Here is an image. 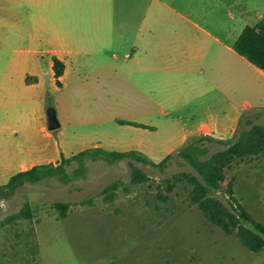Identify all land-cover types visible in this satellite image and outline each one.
Wrapping results in <instances>:
<instances>
[{
    "label": "rangeland",
    "instance_id": "obj_1",
    "mask_svg": "<svg viewBox=\"0 0 264 264\" xmlns=\"http://www.w3.org/2000/svg\"><path fill=\"white\" fill-rule=\"evenodd\" d=\"M12 1L0 0V17L11 14ZM243 4L264 17V0H243ZM230 13L234 14L231 7ZM4 26L9 35H0V123L13 132L7 139L0 134V153L8 162L2 183L26 165L29 148L36 150L37 159H45L34 165L60 162L61 155L56 160L55 154L43 153L51 144L43 131L49 132L47 110H54L70 139L123 117L115 113L106 93L93 92L91 79L72 85L65 81L57 90L48 58L19 52L11 24ZM207 145L211 152L225 148L221 143ZM133 164L148 176L147 182H130L126 160L111 163L86 157L81 170L77 161L64 166L67 181L53 176L25 182L0 199V264H264V251H249L205 221L197 207L189 205V188L184 184L169 194L168 201L157 198L158 193L166 194L165 179L194 173L185 162L173 156L161 169ZM229 180L235 199L264 224V156L237 162L226 172L221 189L212 193L224 204ZM115 181L120 185L114 199L104 200V188ZM59 202L69 205L63 219L54 209ZM25 203L31 218L10 219Z\"/></svg>",
    "mask_w": 264,
    "mask_h": 264
},
{
    "label": "crops",
    "instance_id": "obj_2",
    "mask_svg": "<svg viewBox=\"0 0 264 264\" xmlns=\"http://www.w3.org/2000/svg\"><path fill=\"white\" fill-rule=\"evenodd\" d=\"M9 6L0 35L8 36L4 24H11L19 52L48 58L53 84L52 60H59L57 90L65 81L91 79L93 92L106 93L123 116L72 139L60 125L57 135L43 130L51 139L46 156L100 148L135 151L157 163L192 136L231 138L242 115L264 126V72L233 50L242 29L264 18L243 0H13ZM12 132L0 123L1 139ZM36 153L27 150L20 171L45 160Z\"/></svg>",
    "mask_w": 264,
    "mask_h": 264
},
{
    "label": "trees",
    "instance_id": "obj_3",
    "mask_svg": "<svg viewBox=\"0 0 264 264\" xmlns=\"http://www.w3.org/2000/svg\"><path fill=\"white\" fill-rule=\"evenodd\" d=\"M233 50L245 58L252 65L264 72V18L254 26H246L233 43ZM64 65L57 59L52 60V72L56 86L62 76ZM120 125L138 126L135 123L119 121ZM221 143L225 148L211 152L207 144ZM173 156L178 157L192 168L194 173L181 172L164 180L166 194H157V198L166 202L169 194L180 184L188 187L187 198L191 206H196L201 215L211 225L219 228L224 234L237 239L242 246L253 253L264 251V224L257 221L245 210L233 194V181L227 182L224 195L227 202L224 204L218 198L212 196L213 192L221 189L226 180V172L237 162L250 161L264 156V126L252 123L247 116L242 115L233 136L226 140L214 139L208 136H192L176 151L165 156L155 163L146 156L135 152H114L100 148H90L78 152L69 158L61 156L56 165H34L31 168L20 171L11 176L8 181L0 185V199L12 194L18 186L25 182H37L43 178L58 176L61 180H69V175L64 170L65 165L72 161L79 163L83 169V159L107 160L111 163L126 160L130 170V182L140 184L149 180L148 176L133 164L142 163L150 167L161 169ZM120 182L108 184L104 190V200L111 202L114 192ZM69 205L67 203H55L54 209L63 219ZM30 206L25 203L20 211L10 219L31 218ZM2 223H0V226Z\"/></svg>",
    "mask_w": 264,
    "mask_h": 264
},
{
    "label": "water",
    "instance_id": "obj_4",
    "mask_svg": "<svg viewBox=\"0 0 264 264\" xmlns=\"http://www.w3.org/2000/svg\"><path fill=\"white\" fill-rule=\"evenodd\" d=\"M46 125H47V130L48 131H54L59 128V123L56 119L55 113L53 109H49L46 112Z\"/></svg>",
    "mask_w": 264,
    "mask_h": 264
}]
</instances>
